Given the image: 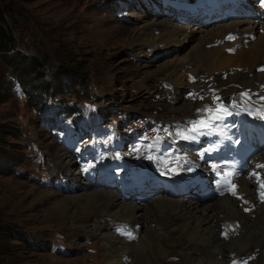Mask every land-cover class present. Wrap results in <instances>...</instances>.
Instances as JSON below:
<instances>
[{
  "label": "rangeland",
  "instance_id": "1",
  "mask_svg": "<svg viewBox=\"0 0 264 264\" xmlns=\"http://www.w3.org/2000/svg\"><path fill=\"white\" fill-rule=\"evenodd\" d=\"M0 2L11 7L12 13L16 15L14 21L9 18L17 42L15 51L30 56L43 53L52 56L50 63L43 68L45 71L42 76L49 81L52 80V76L54 78L57 76L56 70L53 71L55 67L61 72V81L58 85L52 84L57 90L62 84L67 87L64 89L65 94L58 97L59 99L75 100L85 94L83 96L89 100L96 99L102 112L108 114L107 117L122 114L123 119L128 116V121L133 120L135 115L173 121L176 119L172 116L173 108L184 109L181 107L182 103H174L171 99L175 95L176 85L170 78V72L159 70L168 62L173 63L188 56L198 41L193 40L182 48L171 49V53H168L166 48L160 49L161 53L157 54L153 51L152 47L157 45L162 48V41L158 40L162 31H157L162 27L161 22L170 21L163 19L164 16L158 9L162 6L160 0L129 2V10H124L126 15L120 0H0ZM152 5L157 10L156 16L153 15ZM131 7H138L141 12H132ZM121 15L125 16V20ZM136 34L143 35L141 43H134ZM146 39L149 41L144 43L143 40ZM247 47L248 45L246 49ZM195 51L199 53V50ZM57 55L67 56L68 61L57 60L55 58ZM188 61L189 59L186 62ZM60 67L71 69L75 79L70 82L65 77L67 69ZM20 68L15 58L7 64L0 56V126L6 131L0 135V150L16 161V168L11 176L0 174V264H111L108 261L111 244L100 235L96 227L102 221L110 220L105 213L109 205L106 200L108 191L89 189V193L84 191L65 194L64 190L71 189V186L62 183L58 186L57 180L66 177V173L64 170L59 172L55 164L76 163L70 156L71 150L67 148L66 141L62 144L57 141V134L46 133L41 128L35 113L36 99L32 101L29 99L18 78H24V82L21 81L24 86H30L34 90H42V82L33 75L32 69ZM194 69L193 65H189L185 67V73L202 75L200 82L211 78L205 71L194 72ZM238 71L240 73L238 75L247 76L250 83L237 80L230 83L226 76L220 75L219 78L225 85L218 82L219 87L224 89L236 85L243 88L242 85L245 84L250 88L255 87L254 84L261 80L259 77H253L254 73L243 72L242 68L233 72L232 76H238ZM13 83L20 88L18 95L13 89ZM72 85H78L77 90L84 92L80 93V96L70 94L68 88ZM191 87L195 85H190L185 90ZM234 90L240 89L235 87ZM188 104L192 105V111L197 106L190 98ZM192 111L178 116H192ZM33 146L38 148V151L33 150ZM40 152L45 158V164H39ZM75 168L76 166H73L71 169ZM68 180L71 183L70 179ZM91 192H100V195L95 205L93 204V211L87 213L88 215H82L72 209L66 210V205L61 203L76 199V196H89ZM138 215H141V212ZM112 223L116 222H111L110 227L113 226ZM110 227L108 232L112 233ZM151 227L154 228L155 225ZM244 231L241 223L239 236L232 237L228 242L238 239ZM168 232L158 233V236L168 244L162 243L164 246H161L156 242L145 258L139 259L137 256L135 259L129 255L130 258L123 259L124 264H188L189 251L183 247L176 248L172 243L174 240L167 235ZM61 245L71 252V255H60ZM260 251L259 249L257 252L258 259L250 264H264V257L261 254L263 250ZM251 252L254 251L250 249L243 256ZM201 254L209 256L207 249L202 250L199 255ZM218 260L224 264L229 263L230 258L220 256Z\"/></svg>",
  "mask_w": 264,
  "mask_h": 264
},
{
  "label": "bare ground",
  "instance_id": "2",
  "mask_svg": "<svg viewBox=\"0 0 264 264\" xmlns=\"http://www.w3.org/2000/svg\"><path fill=\"white\" fill-rule=\"evenodd\" d=\"M203 1L204 0H201L200 2ZM196 3L197 1L195 0L193 3H190L187 11L197 10L198 7L195 6ZM166 20H170L171 22L163 20L161 22L162 27L157 30L162 31L160 32L161 38H155L162 41V48H160L159 45L152 47L144 44V46L152 47L153 51H156V54L161 53L160 49L164 48L167 49L166 51H169L168 53H171V49L175 50L177 48H182L193 40L198 41L197 46L188 56L177 59L173 63L168 62L159 70L163 72L166 71L167 73L170 72V78L176 85L175 95L172 97V100H174V103H182L181 107H184V109L178 110L173 106L172 113L174 114L172 116L174 118H180L178 114L190 113L192 111V105L188 104L189 100H185L183 94V90L189 87L186 81L188 72L185 73V67L189 65H193L195 68L194 72H198L199 70L205 71L209 77L211 76V78H213L210 82H220L221 85L225 84L218 75H223V73H229L227 78L230 83H234V80L250 83L247 76L238 75L240 74L239 71L237 72L238 76H232V73L236 72L239 68H242L243 72L254 73L253 77H259L261 79H259V82L264 80V73L256 72L257 67L264 65V34L259 33L261 27L256 23L231 22L219 25L218 27L215 26L207 31L206 29H199L197 27L191 29L189 26L176 23L170 18ZM152 30L155 31L156 29ZM188 31H190V34H188ZM234 33L245 35H243L241 39L224 40L225 37ZM246 34H255L256 39L249 41ZM152 35L151 32V36ZM142 36L143 35L136 34L133 39L134 43H141ZM148 41L149 39L143 40L144 43ZM246 41L248 43H246ZM246 45H248L247 49ZM195 49L199 50L198 54ZM188 59L189 61L187 63L186 61ZM160 74L158 75L160 76ZM242 86L247 88L245 84ZM141 88H143V86H141ZM73 166L76 165L72 163L63 165L55 164L59 172L60 170H64L66 174L70 172L68 176L72 180L77 181L79 178L75 170L70 171ZM240 185L241 192L246 194L245 199L253 201L255 197L253 192L254 184L252 181L243 180L240 182ZM84 191H86L85 193H89L88 190H81L77 193H84ZM99 193L95 192L85 197L76 196V199L61 203L66 205V210L72 209L84 215L93 211V204L95 205V201L99 198ZM120 197L122 196L116 191H108L106 193V200L109 205L105 213L106 217H110V220L102 221L100 224L96 225L100 235L105 240H109L111 244V252L108 254V261L111 264H123V257L129 255L131 258L134 257L135 259L137 256H139V259L145 258L150 248L154 246L156 242H158L157 244L160 243L161 246H164L162 243L168 244L161 236H158V233L164 231L166 234L169 228H171V230H169L167 235L174 240L172 241L174 246L176 248L183 247L189 251L187 252L188 264H223V262L218 260L220 256L228 257L232 253H237V256H243V254L247 253L250 249L253 251L259 249L261 251L263 250L260 252L262 257H264V204L259 205L253 213L246 214L243 212L246 206L244 200H236L229 197L217 198L213 202H202L200 200L169 198L168 196L160 195L154 197L150 202L145 204V206L132 201H123ZM140 212L141 215H138ZM253 215H256L255 218H253ZM232 221H240L245 231L238 239L225 242V240L219 237L221 233L220 227L224 223ZM111 222H126L133 225H141L142 231L138 243H126L113 233H109ZM151 225H155V227L152 228ZM204 249H207L209 258L203 254L199 255ZM213 256L215 258H213ZM224 264L229 263L224 262Z\"/></svg>",
  "mask_w": 264,
  "mask_h": 264
},
{
  "label": "trees",
  "instance_id": "3",
  "mask_svg": "<svg viewBox=\"0 0 264 264\" xmlns=\"http://www.w3.org/2000/svg\"><path fill=\"white\" fill-rule=\"evenodd\" d=\"M13 12V9L6 4H3L0 2V56L3 59L4 62L9 64L11 59H16V62H19V65L21 66V70L25 67H28L29 69L33 70V75H36L38 80H41L42 82V90H34L33 88L27 86L26 88L30 89L28 90L29 92V97L30 100L36 99V104H37V109H39L43 103V98L44 96H50V97H61L65 94L64 89L66 90V86L62 84V86L57 90L55 86L53 85H58V83L61 81L62 74L61 72H58V68L55 67L53 71L56 70V78L52 76V80L46 81V78L42 76L44 74L43 68L46 66V64L50 63L51 61V55L50 54H45L43 55H23L19 51H15L17 46L16 42V37L14 34V29L13 27L10 26L9 18L11 20H16V15ZM55 58L61 62L68 61V57L65 55H57ZM18 59V60H17ZM63 69L64 67H60ZM66 70L65 77L69 79L70 82H72L75 79V74L71 69L64 68ZM58 70V71H57ZM42 73V74H41ZM18 75V73H17ZM19 76V75H18ZM21 76V75H20ZM74 77V78H73ZM24 78L19 77V80L24 82ZM28 79V78H27ZM26 80V79H25ZM27 82V81H26ZM62 87H64L62 89ZM78 85L76 86H70L68 88L70 94L80 96V93H83L84 91H78L77 90ZM67 90V91H68ZM35 91H38L37 94L35 95ZM64 100V99H63ZM3 126H0V135L6 133V131L2 128ZM15 159L12 157L8 156L6 152L0 150V174L6 176H11L12 175V166L15 165ZM27 240H25L26 242Z\"/></svg>",
  "mask_w": 264,
  "mask_h": 264
},
{
  "label": "snow or ice",
  "instance_id": "4",
  "mask_svg": "<svg viewBox=\"0 0 264 264\" xmlns=\"http://www.w3.org/2000/svg\"><path fill=\"white\" fill-rule=\"evenodd\" d=\"M262 70H264V69H262ZM262 187H264V185H261ZM236 193L235 192H233V195H235ZM262 195H264V193H262Z\"/></svg>",
  "mask_w": 264,
  "mask_h": 264
}]
</instances>
